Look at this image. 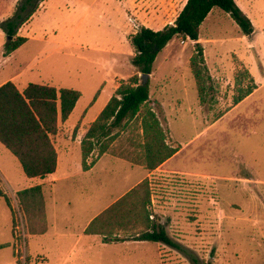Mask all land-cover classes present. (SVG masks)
<instances>
[{"label": "rangeland", "instance_id": "1", "mask_svg": "<svg viewBox=\"0 0 264 264\" xmlns=\"http://www.w3.org/2000/svg\"><path fill=\"white\" fill-rule=\"evenodd\" d=\"M20 1L0 0V85L11 81L23 91L37 83L80 92L68 120H58L53 137L59 154L71 155L68 161L64 158L66 165L61 162L60 173L66 168L75 172L82 163L80 143L91 123L123 82L135 75L141 79L131 62L135 50L130 41L140 21L166 5L163 24L168 25L187 0H40L17 32L27 41L5 54L11 38L2 25ZM235 1L253 25L251 37L243 38L237 23L219 8L212 9L199 29L204 63L196 59L192 65L193 42L173 37L147 79L150 101L137 117L114 130L115 138L103 154L143 165L142 119L153 109L165 142L179 154L167 171L154 170L147 178L150 201L138 209L142 216L144 211L149 214L151 222L164 223L181 248L149 242L122 251L112 246L88 249L87 241L85 252L74 253L66 264L77 256L76 264H264V0ZM250 86L256 88L235 104L238 90ZM99 150L97 144L88 162L97 159ZM139 174L107 159L94 171L103 184L124 186ZM28 183L16 157L0 143V185L13 207L19 204L17 190ZM65 186L60 197H71L73 208H78L84 197L75 181ZM111 194H104L103 202ZM9 211L0 197V226L7 223ZM12 219L13 228V208ZM138 226L137 232H143L145 222L140 220ZM9 251L0 252V264ZM43 261L36 258L34 264H46ZM54 261L49 264H58Z\"/></svg>", "mask_w": 264, "mask_h": 264}, {"label": "trees", "instance_id": "2", "mask_svg": "<svg viewBox=\"0 0 264 264\" xmlns=\"http://www.w3.org/2000/svg\"><path fill=\"white\" fill-rule=\"evenodd\" d=\"M40 0H21L13 17L6 20L2 28L11 38L6 44L5 54L20 48L26 41V37L18 36L17 32L33 15L37 3ZM213 8L228 13L237 23L241 32L248 37L253 34V25L250 19L241 11L235 0H187L173 24L165 26L161 30H153L141 26L131 37L135 54L132 64L142 75H151L153 63L159 52L175 36L188 38L194 42L196 56L192 59V65L197 60L204 63L203 48L199 41V29ZM196 76L199 73L196 71ZM256 87L239 89L234 98L235 104L249 96ZM80 92L66 88H55L50 85L29 83L23 91L11 81L0 85V143L19 161L22 170L28 178H44L53 174L57 167V151L53 144V137L58 132V120H68L80 99ZM150 101L148 82L142 83L137 75L123 82L101 110L99 115L89 126L80 143L82 154V168L90 169L94 161L88 162L97 144L100 145L99 155L105 154L109 142L115 138L114 130L137 117L143 105ZM144 136L143 155L144 166L148 172L154 171L165 161L170 159L178 151L165 142L164 131L159 117L153 109H147L142 119ZM139 192L145 196L140 199ZM0 197L4 198L10 206L8 195L0 185ZM19 205L24 212L27 230L30 234H42L47 230L44 197L41 186L17 191ZM131 201L128 209L130 215L145 222L144 231L136 240L159 242L175 249L180 245L172 239L167 232L164 223L151 222L150 215H141L138 206L145 207L150 201V188L148 179H144L131 192L109 207L94 222L107 218L123 203ZM93 222V223H94ZM91 223L88 232H93ZM103 234L104 230H96ZM106 234V233H104ZM109 236V237H108ZM106 241H118L117 237L107 234ZM3 246H0L2 248Z\"/></svg>", "mask_w": 264, "mask_h": 264}, {"label": "crops", "instance_id": "3", "mask_svg": "<svg viewBox=\"0 0 264 264\" xmlns=\"http://www.w3.org/2000/svg\"><path fill=\"white\" fill-rule=\"evenodd\" d=\"M132 8L136 9V2L133 3ZM153 11L154 12L152 13L150 18L148 17V15H146L143 18V20L140 21L139 23L140 27L145 26L147 28L153 29L152 25L157 24L159 25V28H154L153 30H161L165 26H167V24H163V22L165 21L164 19L166 14V5H162V6L159 5L158 8L154 9ZM152 16L155 17V19L154 18L152 19ZM157 17L158 19H160L159 22L156 21ZM175 19L168 25L173 24ZM244 37L247 36L243 35V38ZM190 42L193 41L190 40ZM198 42H200L201 44L203 42L200 36ZM53 144L57 151L56 171L53 174L45 176L44 178L27 177L29 179V183L20 189L23 190L37 185L41 186L44 197V206H45L46 224H47V230L45 233L42 234L28 233V241H27L28 263L27 264L36 263V258H40L42 261L44 260L43 262H45L46 264H49L54 260L58 264H66L69 261L71 262V256L74 253H77V255H82L85 252L86 245L84 244V242L87 241H88L87 242L88 249H94L97 246L99 247L112 246L120 249L122 247L123 249L131 245L134 246L148 245L150 241L136 240L138 235L141 233V232H137L138 230H140V227L138 226L140 220L137 219L134 215H130L128 213V209L132 205L131 201H127L122 205H120L119 207H117V209H115V211H113V213L109 215L107 218L101 219L97 222L94 221L109 207L117 203L120 199H122L129 192H131L136 186H138L140 182H142L144 179L154 174L155 171L148 172L145 169L144 165H140L138 163L131 161L129 158L126 159L120 157L119 155H102L99 158H97L96 155L95 158L97 159L94 161L93 165L90 167L89 170L84 171L81 163V167H77L74 170L75 172H73L71 169L69 170V168H66L65 172L60 173L59 167L61 162H63L62 163L63 166L66 165V161H68L71 155H60L59 154L60 151L57 148L54 141ZM178 154L179 151H177L174 154V156H172L170 159L165 161L155 170L167 171V166L170 165V162L174 160ZM64 158L66 159V161H64ZM104 159H107L108 161L111 160V162L112 161L122 162L130 172L139 171L140 174L134 181H132L131 183L125 186L121 185V183L103 184L102 178L101 179L97 178L94 175V171L98 166V164H100ZM111 170H114V168L110 169L109 173ZM172 171H177V170L174 168ZM73 180L75 181L76 189H79L82 196L84 197L83 200L84 202L82 204L78 203V208L76 209L73 208V204L75 203L71 197L70 198L69 196H66L65 198L60 197L63 188L66 187L65 184L70 186L71 184H73L74 182ZM94 181L96 182L94 183ZM107 193H112V194L110 195L108 200L103 202V196L104 194ZM8 208L10 210L9 211L10 213L8 212L9 215H8L7 223L4 225L5 227L0 226V232L2 233V234L0 233V236L6 234L7 237L5 240H0V246H3L2 248H0V252L5 249H9L11 255L8 258L6 257L7 259L2 261L1 264H19L17 258L14 255L15 238L12 228V224H13L12 203L10 204V206L8 205ZM93 222L95 223V225L93 226L94 231L104 230L105 232H103V234H99L94 231L88 232L87 229L90 226V224ZM1 229L3 230L1 231ZM109 233H111L112 236L117 237L120 240L106 241L105 238H107V234L109 235ZM125 234H128L130 236H125ZM157 244H158L157 246H159L160 244L163 243L158 242ZM163 245L165 246V244ZM0 256H2V260H3V255ZM78 258L79 256L75 258L73 264H76Z\"/></svg>", "mask_w": 264, "mask_h": 264}, {"label": "built area", "instance_id": "4", "mask_svg": "<svg viewBox=\"0 0 264 264\" xmlns=\"http://www.w3.org/2000/svg\"><path fill=\"white\" fill-rule=\"evenodd\" d=\"M16 207V208H15ZM13 207L15 222L13 234L15 238V255L18 262L24 264L27 258L28 230L24 212L20 205Z\"/></svg>", "mask_w": 264, "mask_h": 264}, {"label": "water", "instance_id": "5", "mask_svg": "<svg viewBox=\"0 0 264 264\" xmlns=\"http://www.w3.org/2000/svg\"><path fill=\"white\" fill-rule=\"evenodd\" d=\"M148 77H149V75H147V74L142 75V83L143 84H146L147 83Z\"/></svg>", "mask_w": 264, "mask_h": 264}]
</instances>
